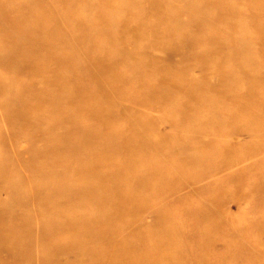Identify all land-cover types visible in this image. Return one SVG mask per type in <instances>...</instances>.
<instances>
[{
    "label": "bare ground",
    "instance_id": "1",
    "mask_svg": "<svg viewBox=\"0 0 264 264\" xmlns=\"http://www.w3.org/2000/svg\"><path fill=\"white\" fill-rule=\"evenodd\" d=\"M38 1L0 0V159L41 132L31 137L30 162L0 161V190L10 197L0 204V231L8 226L0 264H226L235 248L236 258L261 264V253L247 251L250 233L264 231V0H106L92 9L86 0H49L59 4L50 9ZM180 45L188 54L172 65ZM208 105L215 114L196 120ZM161 122L167 135L187 132L180 142L190 159L167 149ZM194 133L222 136L219 159L259 170L257 187L230 193L251 201L247 217L219 218L213 194L197 192L207 174L183 171L210 147L197 146ZM158 165L166 169L153 203L154 192L134 191L156 178L139 167ZM168 185L178 194L162 193ZM171 197L184 208L174 222L164 208ZM185 198L204 202L180 209ZM144 200L149 225L135 212Z\"/></svg>",
    "mask_w": 264,
    "mask_h": 264
},
{
    "label": "rangeland",
    "instance_id": "2",
    "mask_svg": "<svg viewBox=\"0 0 264 264\" xmlns=\"http://www.w3.org/2000/svg\"><path fill=\"white\" fill-rule=\"evenodd\" d=\"M81 1V0H79ZM84 1V0H82ZM88 2H90L88 5H90L89 8L92 9V7H98V3H103L106 0H86ZM100 1V2H99ZM133 3L140 1L143 2L144 0H131ZM130 1V2H131ZM154 1H158V0H154ZM166 0H159V2H164ZM39 7L44 8V9H50L53 7H57L59 4L58 3H50L49 0H40L38 1L37 4ZM145 4H138V5H134V9L136 8H140V7H144ZM101 7V6H100ZM90 10V9H89ZM132 44V45H131ZM127 48L129 49V51L133 48L134 44L133 42H128L126 44ZM183 46V47H182ZM188 54V49L185 45H180V47L173 52L174 57H168L167 60L169 61L170 64L172 65H176L181 63L185 58L186 55ZM178 55V56H177ZM173 59V60H172ZM175 60V61H174ZM177 60V61H176ZM180 60V61H179ZM2 63L0 61V73H2ZM205 73V72H204ZM196 76L201 74V76H203V74L200 73H194ZM204 75V77L206 78H210V80L213 81L212 84L215 83H219L221 85L222 81L220 80V78L218 76H215L214 74H212V72H206ZM194 75V76H195ZM7 77L13 79L16 77H20V75L14 74V73H9L6 75ZM22 79L23 76H21ZM153 78V77H152ZM131 89V88H130ZM133 91H135L136 89H132ZM219 99H217L216 104L218 109L220 108V106H222L221 104H219ZM1 103V102H0ZM216 109V108H215ZM212 106L208 105V106H204V109L202 110V114L201 115H196L195 119L198 121L204 120L203 116H209L213 113V111L215 110ZM217 110V109H216ZM215 110V111H216ZM214 111V114H215ZM204 112V114H203ZM202 116V117H200ZM216 119L223 120V116L219 115L218 112H216L215 115ZM176 122V119H174ZM160 129L156 130V133L158 134H164L166 135L164 138V144L167 146H169V151H171V153L179 159H186V158H191L192 156V152L186 153L184 151V147L182 142H180L182 139H180V137L182 135L185 134V136H187L188 134H186L187 132L185 130H180L177 129L175 132H173V134H168V127L164 122L160 123ZM193 133V132H192ZM157 135V134H156ZM155 135V137L153 139L159 141L157 139V136ZM193 136V134H192ZM33 139L36 140H40L41 139V132L39 130H35L32 133L31 136ZM31 137L30 136H23L21 137V139L13 144L10 145V150H14L17 152L16 156H12L9 160L6 159H0L1 164L2 165H13L11 163L14 162L15 164H24L25 162H30L31 160V156H30V152L28 150V146L31 144ZM194 137L195 141L198 142L197 146L199 145H204V144H200L199 141H201V143H205V141L210 142V147H204L202 148L203 150V154H201L200 157L197 158V160H200L199 162H196L192 164L191 162L187 163V168L183 171H186L188 173L192 172L195 173V176H198V174H207L208 176V180L205 182H201L202 184H198L197 185V192L205 194V195H211L209 196V202L213 203L212 205H214V208H217V212H215V214L220 218H224L226 221H233L234 223H236L235 219L241 218L243 216L247 217L249 215V212L247 210V208H249V204L251 203V201L248 199H244V198H240V197H234L231 198L230 197V193L232 191V193H234V187L239 186L238 191H244L247 188L249 190H253L254 187L258 186V180L260 179L258 176V172L259 170H257L256 168H244V166L246 165H241L238 164L237 166H235V164H232L230 166V164H228V161L226 160H221L220 155L222 154V152H224V145H222L223 143V137L222 136H211L207 137L205 135H201L200 133H194ZM212 137V138H211ZM222 137V138H221ZM199 139V141L197 140ZM235 139L232 140V142H234ZM40 145V144H39ZM196 150V149H194ZM11 156V155H10ZM166 157L167 159H172V155L171 154H164L163 157ZM191 156V157H190ZM244 155L240 156V154H235V158L240 160H243ZM1 157V155H0ZM202 160V162H201ZM181 161V160H180ZM182 163L179 162V165H181ZM223 164V165H222ZM182 167V166H181ZM260 168V172H262L264 170V166H259ZM165 167H161L160 165H158L156 168H150V167H139V170H137L140 173H147V174H151L153 173V175L156 177L154 180L150 179L148 182L145 183V185H141L140 187L135 189V194L136 195H145V194H149L150 192H154V194H149L153 195L154 198H151V201L153 203H156L159 201L160 198H158V194H159V189L161 188L160 186V179H161V174H164L165 171ZM16 170H19L16 168ZM212 171H214L212 173ZM227 172V173H226ZM229 172V174H228ZM209 174V175H208ZM211 175V176H210ZM181 177V175H180ZM198 178V177H197ZM182 179V177H181ZM37 186V185H35ZM0 189H1V183H0ZM211 189H215L217 191V193H212ZM166 193V196H173L176 192L178 194V190L175 188V190L173 189L172 186H167V187H162V193ZM237 193V192H236ZM164 195V194H162ZM236 196V195H235ZM172 198V197H171ZM10 197L8 195V193L6 191L0 190V204L1 206H7L9 203ZM204 202V201H203ZM203 202L200 200L195 201V200H189L188 198H185L184 201L181 203H178L180 205V209H182L183 207H188V209L190 210H195L197 207H200L201 205H203ZM144 203L142 206H140L141 208L135 212H137V217L139 218V221L142 222L144 225H149L152 223V213L150 210H148L146 208V206H148L149 201L144 200ZM249 203V204H248ZM201 204V205H200ZM183 205V206H182ZM176 203L174 204V200L169 199L168 204L164 205V208H166V210H168L169 212H171L172 214L170 215V220L174 222V219H178L177 215L180 213H184V208L182 210H176L175 209ZM263 210L262 213H260V215H264V202L262 205ZM30 207L32 208V205H30ZM175 212V213H173ZM177 212V213H176ZM25 212H20L19 214H24ZM214 214V213H213ZM178 215V216H179ZM183 215L184 220H186V217H184L185 215ZM259 215V214H258ZM37 218H41V217H37ZM42 219H44L42 217ZM246 219V218H245ZM258 221L260 220L257 217ZM247 220V219H246ZM36 221V222H35ZM35 221H30L29 225H36L37 223H39V219H35ZM255 222V221H254ZM257 223V222H256ZM172 225H174L173 223H171ZM261 224H264V222H261ZM8 228V226H7ZM7 228H4L1 232V234L5 235L4 233L6 232ZM176 228H171L170 229V233H177ZM251 236V243L253 246H251L250 250L247 251L248 254H252V251L255 252V255H258L259 253H261V257L263 259H259L261 264H264V231L259 232L258 230L256 231H252L250 233ZM192 243L195 245H198L200 243V238L199 237H192L191 239ZM235 245V244H234ZM240 244L238 243L237 246H239ZM235 256L232 258H227L226 260V264H246L247 262H245V260L243 259H239L236 258V255L238 253H240V250L238 248H235L234 250ZM257 253V254H256ZM198 254V253H197ZM241 254V253H240ZM243 255V254H242ZM241 255V256H242ZM260 257V256H259ZM206 258L209 260V262L211 263V261L215 262L217 261L216 259V253H207ZM236 260V261H235Z\"/></svg>",
    "mask_w": 264,
    "mask_h": 264
}]
</instances>
